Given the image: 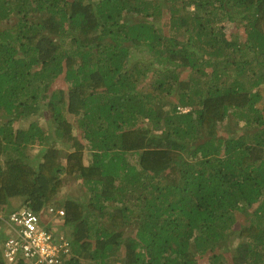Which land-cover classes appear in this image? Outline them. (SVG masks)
I'll return each instance as SVG.
<instances>
[{"label":"trees","instance_id":"1","mask_svg":"<svg viewBox=\"0 0 264 264\" xmlns=\"http://www.w3.org/2000/svg\"><path fill=\"white\" fill-rule=\"evenodd\" d=\"M21 208L62 264H264V0H0V213Z\"/></svg>","mask_w":264,"mask_h":264},{"label":"built area","instance_id":"2","mask_svg":"<svg viewBox=\"0 0 264 264\" xmlns=\"http://www.w3.org/2000/svg\"><path fill=\"white\" fill-rule=\"evenodd\" d=\"M47 212L64 215L62 208L54 206L47 207ZM0 219L5 224L2 257L7 264H62L63 256L70 254V241L64 231L45 228L40 213L21 208L0 215Z\"/></svg>","mask_w":264,"mask_h":264},{"label":"rangeland","instance_id":"3","mask_svg":"<svg viewBox=\"0 0 264 264\" xmlns=\"http://www.w3.org/2000/svg\"><path fill=\"white\" fill-rule=\"evenodd\" d=\"M64 87V86H63ZM31 118L29 119V118H27V119H22L21 121H19V122H17L16 124H15V126L16 127H21V128H26L28 125H29V121L30 122H35V121H39L40 122V116H36V115H32V116H30ZM69 117V116H68ZM70 118V117H69ZM72 119V118H71ZM75 130H77V128H75ZM48 137L49 138H51V137H53V135L51 136L50 134H49V132H48ZM50 142V141H49ZM49 142H46V144H48ZM57 145H59L60 146V150H61V152L62 151H64V147L61 145V144H57ZM41 145L40 144H36V145H34L31 149H32V151L33 152H35V151H37L38 149H41V147H40ZM130 157V161L132 162V163H136L137 162V159H138V155L137 154H135V155H130L129 156ZM71 177H69V180H68V182L66 183V186H65V191H67L68 193H70V194H78L80 191H82V189H81V186L79 185V183L77 184L73 179L71 180L70 179ZM13 200V199H12ZM19 200H20V197H16L15 198V202H19ZM0 215H2V216H4V214H1L0 213ZM4 227H5V224H4V222H3V220L2 219H0V235L1 236H4V234H5V230H4ZM233 227H234V225H233ZM235 245V244H234ZM0 249H1V251H0V257H2V244L0 245Z\"/></svg>","mask_w":264,"mask_h":264},{"label":"crops","instance_id":"4","mask_svg":"<svg viewBox=\"0 0 264 264\" xmlns=\"http://www.w3.org/2000/svg\"><path fill=\"white\" fill-rule=\"evenodd\" d=\"M24 119H26V118H24ZM16 127V126H15ZM20 128V127H19ZM131 162V161H130ZM132 163V162H131ZM8 213V212H7Z\"/></svg>","mask_w":264,"mask_h":264}]
</instances>
